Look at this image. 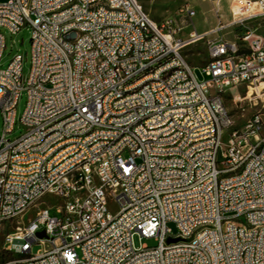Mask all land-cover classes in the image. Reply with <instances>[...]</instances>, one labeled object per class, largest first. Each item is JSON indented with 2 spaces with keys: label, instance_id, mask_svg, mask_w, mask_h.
I'll list each match as a JSON object with an SVG mask.
<instances>
[{
  "label": "built area",
  "instance_id": "obj_1",
  "mask_svg": "<svg viewBox=\"0 0 264 264\" xmlns=\"http://www.w3.org/2000/svg\"><path fill=\"white\" fill-rule=\"evenodd\" d=\"M230 10L184 38L189 4L155 24L136 0L0 3V264H264V0ZM25 27L27 75L21 54L1 65L4 32ZM211 35L200 80L182 50ZM228 88L259 107L240 128Z\"/></svg>",
  "mask_w": 264,
  "mask_h": 264
},
{
  "label": "rangeland",
  "instance_id": "obj_2",
  "mask_svg": "<svg viewBox=\"0 0 264 264\" xmlns=\"http://www.w3.org/2000/svg\"><path fill=\"white\" fill-rule=\"evenodd\" d=\"M6 1L8 0H0V3H4ZM136 2L142 8L145 14L150 18V20L155 24H160L168 18L174 16V13L179 6L185 4H189L190 6H192L196 11L194 26L186 29V31L183 33L184 38H187L188 34L191 31H195L198 34H205L206 32H210L214 27H216L219 22H221L222 24H227L232 20V14L230 10L231 0H222L219 3V14H216L215 12L216 4L210 0H136ZM262 29H264V25ZM233 30V28H227L223 31L222 34L226 38V40H236ZM4 34L6 38V48L1 60L2 67L6 68L15 55L21 54L24 58V75H27L29 73L31 61V28L25 27L16 35H12L8 32H4ZM212 37H214V35L205 37L202 41H191L182 50L183 56L186 58L191 67H194L195 75L200 80L204 79L202 70L208 62V46L206 42L209 38ZM236 91H239V88L226 89V92H229V94L224 95V100L227 109L233 117L235 127L240 128L248 121V119L259 107L255 106L253 100L249 99L244 100L240 103H236L232 98V94H235ZM241 92L242 96L245 95V90H242ZM25 106L26 97L23 96V98L19 102V106L17 109L18 118H20L23 114ZM2 125L3 117L0 110V128H2ZM22 132L23 130H16L14 137L20 135V133ZM43 201L55 205L60 202L58 198L53 196H48L44 198ZM41 206L42 204H38L29 212L14 220L8 231H14L17 227L26 224L32 217L36 215ZM108 209L111 214L117 213V206L114 202H108ZM50 215L53 217L59 216L55 210H51ZM170 227L174 232L176 231V228L173 224H170ZM2 238L3 234H0V246L2 244ZM134 243L137 248L142 247L145 244L149 246L155 245L154 240L145 238L140 239L139 236H136L134 238ZM41 250V246H34L32 254H38ZM12 258L13 257L10 254H5L0 251V263L9 261Z\"/></svg>",
  "mask_w": 264,
  "mask_h": 264
},
{
  "label": "bare ground",
  "instance_id": "obj_3",
  "mask_svg": "<svg viewBox=\"0 0 264 264\" xmlns=\"http://www.w3.org/2000/svg\"><path fill=\"white\" fill-rule=\"evenodd\" d=\"M73 30H83V23H73ZM242 174V167H235L232 170V178H239Z\"/></svg>",
  "mask_w": 264,
  "mask_h": 264
},
{
  "label": "water",
  "instance_id": "obj_4",
  "mask_svg": "<svg viewBox=\"0 0 264 264\" xmlns=\"http://www.w3.org/2000/svg\"><path fill=\"white\" fill-rule=\"evenodd\" d=\"M40 237L44 236V233H40L39 234ZM177 240L176 239H169L168 242L171 243V242H176Z\"/></svg>",
  "mask_w": 264,
  "mask_h": 264
},
{
  "label": "crops",
  "instance_id": "obj_5",
  "mask_svg": "<svg viewBox=\"0 0 264 264\" xmlns=\"http://www.w3.org/2000/svg\"><path fill=\"white\" fill-rule=\"evenodd\" d=\"M232 1V0H231Z\"/></svg>",
  "mask_w": 264,
  "mask_h": 264
}]
</instances>
